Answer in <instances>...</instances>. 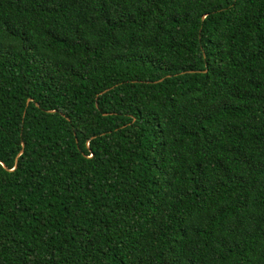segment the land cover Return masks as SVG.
<instances>
[{
  "label": "trees",
  "instance_id": "obj_1",
  "mask_svg": "<svg viewBox=\"0 0 264 264\" xmlns=\"http://www.w3.org/2000/svg\"><path fill=\"white\" fill-rule=\"evenodd\" d=\"M0 264H264V0H0Z\"/></svg>",
  "mask_w": 264,
  "mask_h": 264
}]
</instances>
